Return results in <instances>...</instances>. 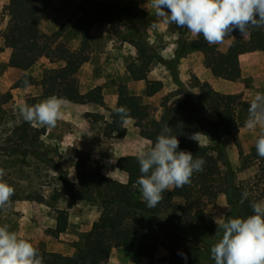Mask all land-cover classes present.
<instances>
[{"label": "rangeland", "instance_id": "1", "mask_svg": "<svg viewBox=\"0 0 264 264\" xmlns=\"http://www.w3.org/2000/svg\"><path fill=\"white\" fill-rule=\"evenodd\" d=\"M22 1L40 8L37 25L21 21L17 26L21 19L17 11L26 13L27 6L19 0H0V179L15 193L10 204L0 208V226L7 225L44 253H58L65 258L78 253L85 235L97 228L105 206L103 200L89 194L84 175L100 170L128 181V172L119 167L120 157L138 154L155 142L141 134L133 118L125 124V136L105 134L121 93L142 97V121L157 119L164 124L169 110L183 100L186 92L191 93L201 112L218 124L216 128L206 125L208 132H201V145L213 153V165L227 177L233 175L235 183L246 184L251 195L264 200V158L250 155L259 130L245 126L251 99L264 93V49L240 52L249 35L243 38L235 30L220 44L184 47L203 35L192 37L186 28L164 22L148 0H107L123 8L121 18L114 22L97 20L98 11L88 14L104 0ZM60 43L63 50L58 47ZM19 49L31 53L35 58L32 64L24 67L15 62L20 53H14ZM66 50L73 53L70 58L81 60L69 76L75 92L82 94L101 86L102 99L80 102L63 98L66 103L55 127L34 126L46 128L37 142L43 152L37 155L25 154L23 148L16 150L18 138L14 140L13 131L28 123L20 115V108L49 97L44 94L43 80L53 74L51 69L66 65L67 56L60 55ZM215 52L238 55L239 69L213 74ZM25 79L30 87H25ZM153 79L161 80L163 87L148 95L147 82ZM204 81L222 92L238 95L236 125L231 130L219 124L216 109L204 99ZM40 141L47 143V153ZM174 190L163 195L180 203ZM219 201L231 206L224 186L217 200L207 205L206 216L216 213L214 205ZM59 215L67 218L64 231L57 229ZM221 235H217V228L206 230L205 244H199L193 264H215L210 249ZM160 248L159 259H169V251L162 245ZM110 252L113 257L109 255L102 264H152L156 257L144 262V257L118 246H111ZM120 253L121 258L117 256Z\"/></svg>", "mask_w": 264, "mask_h": 264}, {"label": "trees", "instance_id": "2", "mask_svg": "<svg viewBox=\"0 0 264 264\" xmlns=\"http://www.w3.org/2000/svg\"><path fill=\"white\" fill-rule=\"evenodd\" d=\"M19 2L27 6V12L17 11V16L19 15L21 19L16 22V25L18 26L21 21L37 25L41 16L40 8L22 0ZM96 11H98L96 19L104 22L117 21L123 14V8L120 5L107 0L100 1L94 8V12L88 14L93 15ZM203 45H207V42L201 37L185 43L184 47L197 48ZM58 47L63 50L61 43ZM256 49H264V28L251 29L249 38L241 44L240 52ZM17 53L20 54L15 62L21 66L27 67L35 59L31 53L23 49L16 50L14 54L17 55ZM72 54L68 50L66 53L62 51L60 55L68 58L66 65L51 69L53 74L44 78L45 96L56 95L80 102H87L92 98L102 99L101 86H96L82 94L75 92L69 76L78 69L81 60L76 61L70 58ZM239 67L238 55L215 52L212 56L211 69L215 75H221L225 70H237ZM162 87L161 80H149L147 94L152 95ZM201 93L208 106L216 109L219 124L222 127L228 126L227 130H231L236 125L238 95L217 90L209 81L201 84ZM120 106H125L129 110L130 117L136 120L143 136L156 140L162 126L168 124L172 134L180 141L179 150L190 151L194 158L198 156L204 159L203 171L195 172L189 184L174 190L176 196L187 198L188 203H177L163 195V199L155 208H148L142 200L139 186H134L141 175L136 159L138 154L124 155L119 159V167L128 172V181L118 180L100 170H93L83 177L88 183L89 194L105 202L97 228L85 235L78 246V253L74 256L65 258L58 253H44L39 250L43 264H99L108 258L111 246H118L124 251H134L139 257L152 258L160 245L169 251L170 264H193L199 253V244L205 242L204 233L211 227L217 228L207 219L206 207L217 200L221 187L226 188L231 204V210L227 216L246 218L252 214L250 202L259 200V197L249 193L248 200L241 204V193L247 189L246 184L235 183L233 175L228 177L224 175L213 165V153L189 138L194 132H208L206 125L207 128L218 126L217 122L211 121L201 112L191 93L186 92L183 100L169 110L165 124L157 119L149 121L140 119L144 103L138 94L121 93L117 108ZM33 130L40 132L36 134ZM126 131L127 126L121 122L116 113L112 120L107 122L105 128L107 135L117 133L119 136H125ZM13 132L14 140L18 138L15 141L16 150L23 148L25 154L37 155L43 152L37 142L41 134L46 132L45 127L38 129L30 123H25L22 129L16 127ZM41 144L47 153L49 150L47 143L42 141ZM250 155L259 158L255 146ZM66 219L59 215L58 231L66 230Z\"/></svg>", "mask_w": 264, "mask_h": 264}, {"label": "clouds", "instance_id": "3", "mask_svg": "<svg viewBox=\"0 0 264 264\" xmlns=\"http://www.w3.org/2000/svg\"><path fill=\"white\" fill-rule=\"evenodd\" d=\"M148 4L164 22L186 28L192 37L202 34L209 45L222 43L235 30L247 38L251 29L264 28V0H148ZM24 85L31 86L27 79ZM65 103L63 98L51 95L35 105L22 106L20 115L33 126L55 127ZM114 111L124 124L131 118L125 106ZM245 126L259 130L255 149L264 158V93L251 99ZM189 138L202 146L200 132ZM179 144L171 127L165 124L155 142L136 157L141 175L134 186H139L148 208H155L165 191L189 184L195 172L203 171L204 159L179 150ZM14 194L13 187L0 179V208L9 205ZM249 195L247 189L242 191L240 203L248 200ZM250 207L252 214L246 218L223 214L215 218L217 235L222 234L210 249L215 264H264V200L251 201ZM0 264H43V258L30 240L2 225Z\"/></svg>", "mask_w": 264, "mask_h": 264}, {"label": "crops", "instance_id": "4", "mask_svg": "<svg viewBox=\"0 0 264 264\" xmlns=\"http://www.w3.org/2000/svg\"><path fill=\"white\" fill-rule=\"evenodd\" d=\"M193 76H196V74H195V72H193ZM218 89V88H217ZM218 90H220V89H218ZM220 91H222V90H220ZM224 92V91H223ZM179 198H181L180 200H181V202L180 203H183V204H187L188 203V200L186 199V198H182V197H179ZM186 200V201H185ZM215 207V209H214V211L216 212L215 214H213L212 216L210 215L211 213L209 212V213H207V219L209 220V222H210V220L212 221V222H215V218L217 217V216H220L221 214H223V215H227V213L230 211V209H231V206L229 205V204H226L224 201H219V203H217L216 205H214ZM161 248H160V246L157 248V254H155L156 255V257H155V260L153 261V263L152 264H170V260L169 259H167V258H163V259H159V254H160V252H161ZM121 254V253H120ZM120 254H118L117 256L119 257V258H121L120 256H122V254L120 255ZM169 254V253H168ZM110 256L109 257H113V254H112V252H110V254H109ZM142 257H144V262L146 261V260H150V257H145V256H142ZM106 260V259H105ZM102 262H104V260L102 261ZM102 262H100L99 264H102Z\"/></svg>", "mask_w": 264, "mask_h": 264}]
</instances>
